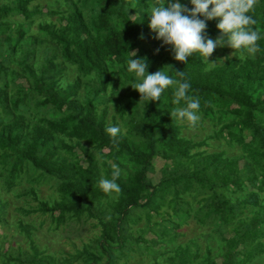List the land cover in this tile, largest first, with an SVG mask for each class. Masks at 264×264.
Masks as SVG:
<instances>
[{"label":"trees","instance_id":"16d2710c","mask_svg":"<svg viewBox=\"0 0 264 264\" xmlns=\"http://www.w3.org/2000/svg\"><path fill=\"white\" fill-rule=\"evenodd\" d=\"M153 3L0 0V227L10 225L12 199L28 197L35 206L14 210L39 214L38 228L47 219L50 236L90 227L79 248L50 251L31 221L17 219L26 244L1 233L0 264H252L264 255V0L250 13L259 51L218 47L211 66L198 54L177 62L155 39ZM218 23L206 22V39L218 38ZM132 51L146 74L184 72L188 95L200 99L195 128L171 119L172 87L139 103ZM110 125L121 130L118 144ZM112 163L121 192L106 195L98 185ZM40 187L51 195L40 199Z\"/></svg>","mask_w":264,"mask_h":264},{"label":"clouds","instance_id":"9594fccd","mask_svg":"<svg viewBox=\"0 0 264 264\" xmlns=\"http://www.w3.org/2000/svg\"><path fill=\"white\" fill-rule=\"evenodd\" d=\"M191 10L182 6L179 0H154L150 8L149 29L155 33V39L162 41V46H169L174 59L186 63L190 56L198 58L208 65V58L218 47L227 46L242 57L255 55L259 51L260 33L253 26L257 21L250 15L258 0H190ZM211 6V7H210ZM198 17H203L199 19ZM219 19L216 25L219 32L217 39L205 37L206 22ZM127 71L134 74L137 82L131 88L140 95V102H157L162 93L169 87L174 88L173 108L170 117L178 123H186L195 128L201 119L200 99L188 95L190 84L183 80L184 72H176L180 79H173L163 69L154 74H146L148 63L145 58H135L137 51L128 52ZM110 102V101H109ZM183 102V106H181ZM111 103V102H110ZM112 105V104H111ZM113 107V106H112ZM106 133L118 144L120 128L108 126ZM99 159V155L97 154ZM111 178H102L99 188L106 195L119 194L121 188L117 180L121 176L120 167L112 163Z\"/></svg>","mask_w":264,"mask_h":264},{"label":"rangeland","instance_id":"374dc122","mask_svg":"<svg viewBox=\"0 0 264 264\" xmlns=\"http://www.w3.org/2000/svg\"><path fill=\"white\" fill-rule=\"evenodd\" d=\"M186 135H199L198 131H194V130H187L185 131ZM191 133H195V134H191ZM161 161L160 160H155V164H154V172H152L151 174L148 175L149 179L151 180V182L153 184H155L159 178V174H158V168L161 165ZM51 195V191L47 188V187H40L39 189V198L40 199H44L48 196ZM14 203H12L10 209H9V214L7 216L10 225H3L0 227V234L4 233V234H10L11 238V245L13 247L15 246H20V247H24L25 246V242L26 239L19 234V232H16L15 230V221L17 219L22 220L23 222H30L33 224V226L35 228H38V222H39V218L40 215L38 214H31L29 216H24L22 214H18L14 208L18 207L20 205H23L24 202L29 203L31 206H35V203L33 201L30 200V198L28 197L27 199H25L26 201H23V199H19V200H14ZM154 220V219H152ZM155 220L158 221L160 220V218L155 217ZM143 221H140V223L137 226H143ZM48 226V221L47 219H45L44 224L42 226H40L38 228V233L35 234L38 235V238L40 239V242L43 243L45 246H48L50 251H71L74 248H79L81 246V244L86 243L87 239L89 237L90 232L89 229V224L88 223H82L80 222L79 224L76 225H71L68 228H64L62 231H56L55 234H53L52 236H50L48 233L46 234V228ZM191 228H193V224L190 222L189 226H185L182 227L179 231L180 232H185L186 236L182 237L180 240H185L189 235V232L191 230ZM40 235H44L43 237H41ZM48 237V238H47ZM149 234L144 235V238H148ZM4 248L6 247V244H4L3 246ZM257 257V256H256ZM219 258H215V262L218 263ZM252 264H264V255H262L261 257H257V259L252 262Z\"/></svg>","mask_w":264,"mask_h":264}]
</instances>
